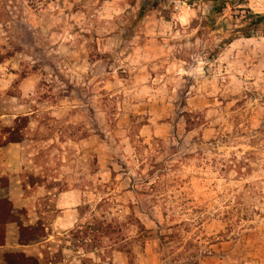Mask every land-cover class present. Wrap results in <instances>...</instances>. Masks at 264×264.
Instances as JSON below:
<instances>
[{
	"label": "rangeland",
	"instance_id": "374dc122",
	"mask_svg": "<svg viewBox=\"0 0 264 264\" xmlns=\"http://www.w3.org/2000/svg\"><path fill=\"white\" fill-rule=\"evenodd\" d=\"M166 1L0 0V142L27 117L0 154V194L44 225L24 248L41 264H125L112 241L86 251L71 231L131 213L148 233L134 264H264V17L247 26L239 9L262 5L203 28L209 3Z\"/></svg>",
	"mask_w": 264,
	"mask_h": 264
},
{
	"label": "trees",
	"instance_id": "16d2710c",
	"mask_svg": "<svg viewBox=\"0 0 264 264\" xmlns=\"http://www.w3.org/2000/svg\"><path fill=\"white\" fill-rule=\"evenodd\" d=\"M210 4V10L204 17L201 18V26L213 27L215 22V16L220 14L222 10L227 5H234L236 7H241L246 2L245 0H201ZM243 9L245 12L244 18L248 20V25H257L264 16L260 14L252 13L247 8ZM236 31V30H234ZM235 38V35L229 34L228 36H223L221 41L216 44L212 51V54H216L219 50L231 43ZM16 120L21 122L16 125ZM189 120H187L188 122ZM27 124V117L23 116L21 118L15 119V125L5 128L4 140L0 142V145H6L8 143H18L22 140V129ZM133 138V137H132ZM134 143V139H132ZM16 223L18 230L17 243L19 245H30L44 239L47 235L45 232V227L40 220H37L33 224H24L20 218L13 212V204L7 198H0V237L5 234L6 225L9 223ZM129 225H137V234L135 237L127 239V227ZM177 225L169 226L168 229L173 231L165 232L159 234L158 238L161 243H168L175 241L178 237V232L176 230ZM95 232L97 235H95ZM73 237L78 241L79 246L86 251H92L96 249L99 244L97 241H102L103 239L112 241L114 249L123 252L127 256V262L125 264H134L133 255V244H143L146 239H148L147 229L141 225L138 218H136L132 213L127 215L124 220H93L89 226H78L77 229L73 230ZM89 233H92L91 239H87ZM115 235V238L112 236ZM1 244V243H0ZM4 264H41L40 258L37 255H28L22 251H9L2 255ZM50 261V260H49ZM80 264H98L94 262L91 258L82 257ZM113 264V263H111ZM185 264H198L197 258L191 259Z\"/></svg>",
	"mask_w": 264,
	"mask_h": 264
},
{
	"label": "crops",
	"instance_id": "0c3cea01",
	"mask_svg": "<svg viewBox=\"0 0 264 264\" xmlns=\"http://www.w3.org/2000/svg\"><path fill=\"white\" fill-rule=\"evenodd\" d=\"M8 145H12V143H8ZM8 145L7 144L6 145H0V154L2 153V149L4 147L8 146ZM0 163H1V159H0ZM2 175L3 174L1 172L0 178L3 177ZM1 188L2 187H0V189ZM0 198H7L8 200H10L12 202L13 206L16 205L15 204V201L13 200V198L11 196L7 195V194H0ZM16 227H17V225H16ZM6 230H7V236H6L5 244H3V245L0 246V251L6 250L7 247H10V248L17 249L16 251H22V252H24L25 251L24 248H26L28 245H19L17 243L18 230L15 231V234H12V233H9L8 234V230H11L12 231V223H9V224L6 225Z\"/></svg>",
	"mask_w": 264,
	"mask_h": 264
},
{
	"label": "built area",
	"instance_id": "2783aa9c",
	"mask_svg": "<svg viewBox=\"0 0 264 264\" xmlns=\"http://www.w3.org/2000/svg\"><path fill=\"white\" fill-rule=\"evenodd\" d=\"M259 4L262 5V11L264 13V0H258ZM166 3L171 6L174 11L181 12L184 8H189L190 5L186 0H167Z\"/></svg>",
	"mask_w": 264,
	"mask_h": 264
}]
</instances>
